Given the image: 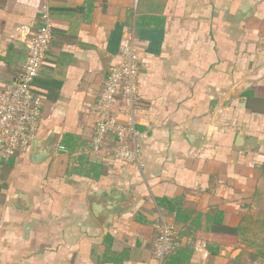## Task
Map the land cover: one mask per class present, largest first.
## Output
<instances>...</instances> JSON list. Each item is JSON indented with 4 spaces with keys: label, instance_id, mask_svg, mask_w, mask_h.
Returning a JSON list of instances; mask_svg holds the SVG:
<instances>
[{
    "label": "crops",
    "instance_id": "crops-1",
    "mask_svg": "<svg viewBox=\"0 0 264 264\" xmlns=\"http://www.w3.org/2000/svg\"><path fill=\"white\" fill-rule=\"evenodd\" d=\"M43 3L0 0V89L25 63ZM47 4L51 38L33 90L42 98L36 137L51 139V154L2 162L0 264H166L155 251L161 217L171 253H185L179 264H264L244 257L240 231L211 228L219 211L223 223L242 224L262 178L264 0ZM129 31L139 164L113 157L114 135L94 142L103 85ZM90 193L115 211L107 227Z\"/></svg>",
    "mask_w": 264,
    "mask_h": 264
},
{
    "label": "built area",
    "instance_id": "built-area-1",
    "mask_svg": "<svg viewBox=\"0 0 264 264\" xmlns=\"http://www.w3.org/2000/svg\"><path fill=\"white\" fill-rule=\"evenodd\" d=\"M137 4L138 0H133ZM41 22L30 41V50L21 70L0 89V169L2 162L17 152L31 149L36 138L42 98L33 90L45 49L51 38V19L47 0L41 7ZM132 32L129 31L122 45L121 60L109 68L99 98V117L94 126V142L99 144L106 136L117 139L113 157L139 164L140 144L143 133L136 127L135 106L138 98V57ZM116 105L119 107L116 108ZM120 115L126 123H121ZM156 255L163 259L175 243L172 230L161 217L157 225Z\"/></svg>",
    "mask_w": 264,
    "mask_h": 264
},
{
    "label": "rangeland",
    "instance_id": "rangeland-1",
    "mask_svg": "<svg viewBox=\"0 0 264 264\" xmlns=\"http://www.w3.org/2000/svg\"><path fill=\"white\" fill-rule=\"evenodd\" d=\"M251 202L239 230L240 239L246 246L244 257L259 263L264 262V164L262 178L255 186Z\"/></svg>",
    "mask_w": 264,
    "mask_h": 264
},
{
    "label": "water",
    "instance_id": "water-1",
    "mask_svg": "<svg viewBox=\"0 0 264 264\" xmlns=\"http://www.w3.org/2000/svg\"><path fill=\"white\" fill-rule=\"evenodd\" d=\"M51 144L52 141L48 137H36L32 141L31 145V159L34 162H40L44 160L47 156L51 154ZM115 195L119 196L118 192H114L111 195L106 194L100 199L102 200H107L106 198L114 197ZM109 196V197H108ZM90 200V210L92 211V214L96 219L100 222V224L104 227L108 226V223L110 222V219L113 217L115 214V211L112 210H107L103 208L100 205V201H97L95 197V193H90L89 195ZM22 198H18V201H21ZM21 209H26V207H20Z\"/></svg>",
    "mask_w": 264,
    "mask_h": 264
},
{
    "label": "trees",
    "instance_id": "trees-1",
    "mask_svg": "<svg viewBox=\"0 0 264 264\" xmlns=\"http://www.w3.org/2000/svg\"><path fill=\"white\" fill-rule=\"evenodd\" d=\"M247 94H248V92H247ZM161 201H163V200H161ZM162 207L165 209L172 208L167 204H162ZM176 216H177V212H176ZM212 219H213V225L211 228H212L213 233L222 234V235L227 234L229 236L237 237L238 232H239L240 227H241V222H240V224H237V225H228V224L223 223L222 211L216 212L214 214V216L212 217ZM243 219H244V216L242 217V220ZM235 237L233 240H235ZM228 240L230 241V240H232V238L230 237V238L226 239V241H228ZM184 255H185V253H182L180 255H177V254L174 255L173 253L170 252L164 258V261L166 259V261H165L166 264H179L181 261H183ZM261 263H264V262H261Z\"/></svg>",
    "mask_w": 264,
    "mask_h": 264
}]
</instances>
